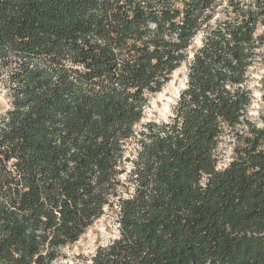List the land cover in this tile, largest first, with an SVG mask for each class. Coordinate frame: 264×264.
<instances>
[{"label":"trees","instance_id":"trees-1","mask_svg":"<svg viewBox=\"0 0 264 264\" xmlns=\"http://www.w3.org/2000/svg\"><path fill=\"white\" fill-rule=\"evenodd\" d=\"M0 83V264H55L107 208L72 264H264V0H0Z\"/></svg>","mask_w":264,"mask_h":264},{"label":"rangeland","instance_id":"rangeland-1","mask_svg":"<svg viewBox=\"0 0 264 264\" xmlns=\"http://www.w3.org/2000/svg\"><path fill=\"white\" fill-rule=\"evenodd\" d=\"M200 43V36L195 40ZM261 75L259 65L251 69V86L254 91V100L249 108L251 119L259 122L261 109L260 91L258 80ZM187 65L183 64L171 76L170 81L158 93L149 96V103L145 108L143 121L157 120L167 121L173 114V108L178 100L180 92L187 84ZM9 105V96L3 83H0V112ZM235 140L228 135L223 137L218 149L220 156L219 166L227 165L233 157ZM117 215L113 209L107 208L104 215L80 237L78 241L68 244L61 249V256L55 264H72L74 262L89 259L101 245H108L118 236ZM87 261V260H86Z\"/></svg>","mask_w":264,"mask_h":264}]
</instances>
